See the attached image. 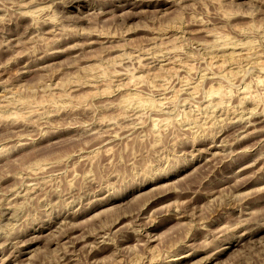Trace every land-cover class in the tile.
I'll use <instances>...</instances> for the list:
<instances>
[{"label":"rangeland","instance_id":"obj_1","mask_svg":"<svg viewBox=\"0 0 264 264\" xmlns=\"http://www.w3.org/2000/svg\"><path fill=\"white\" fill-rule=\"evenodd\" d=\"M0 264H264V0H0Z\"/></svg>","mask_w":264,"mask_h":264},{"label":"bare ground","instance_id":"obj_2","mask_svg":"<svg viewBox=\"0 0 264 264\" xmlns=\"http://www.w3.org/2000/svg\"><path fill=\"white\" fill-rule=\"evenodd\" d=\"M232 55V54H231ZM211 57V56H210ZM241 57V56H240ZM233 58V57H232ZM261 64V63H260ZM251 125V124H250ZM246 168V167H245Z\"/></svg>","mask_w":264,"mask_h":264}]
</instances>
